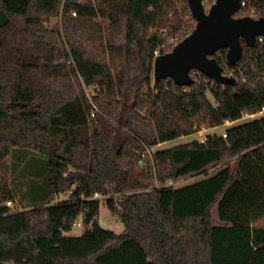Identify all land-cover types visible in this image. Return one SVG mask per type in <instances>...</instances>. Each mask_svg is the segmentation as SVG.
Here are the masks:
<instances>
[{
	"label": "trees",
	"instance_id": "obj_1",
	"mask_svg": "<svg viewBox=\"0 0 264 264\" xmlns=\"http://www.w3.org/2000/svg\"><path fill=\"white\" fill-rule=\"evenodd\" d=\"M174 1L190 15L185 0H0L9 18L0 28V171L16 148L46 158L41 204L12 211L3 204L12 191L0 184V264H264V227L252 226L264 215V116L225 139L154 152L153 173L138 165L147 148L194 124L215 127L264 105V83L251 73L218 84L213 102L201 88L182 94L169 79L153 81L158 30L182 24ZM254 5L264 16V0ZM57 16L60 30L43 26ZM241 43L264 64V43ZM212 57L223 71L233 67L226 49ZM83 86L99 92L89 99ZM216 165L193 183L165 186ZM95 195L109 196L120 234L99 225ZM78 217L83 233L64 235Z\"/></svg>",
	"mask_w": 264,
	"mask_h": 264
},
{
	"label": "water",
	"instance_id": "obj_2",
	"mask_svg": "<svg viewBox=\"0 0 264 264\" xmlns=\"http://www.w3.org/2000/svg\"><path fill=\"white\" fill-rule=\"evenodd\" d=\"M185 1L195 21L194 28L170 51L154 58L153 81L169 79L177 86H187L192 83L190 70L196 69L217 84L235 85L236 79L225 76L212 55L226 49L227 63L234 65L242 56L241 41L254 47L256 36L264 38V17H235L241 0H214L208 9L202 0ZM8 21V16L0 8V28Z\"/></svg>",
	"mask_w": 264,
	"mask_h": 264
},
{
	"label": "rangeland",
	"instance_id": "obj_3",
	"mask_svg": "<svg viewBox=\"0 0 264 264\" xmlns=\"http://www.w3.org/2000/svg\"><path fill=\"white\" fill-rule=\"evenodd\" d=\"M64 0H62L63 2ZM80 2L85 0H79ZM214 0H204V6L211 4ZM213 3V2H212ZM177 16L181 19L182 24L179 29L171 30L163 28L158 30V34L161 38V43L156 46L158 51L166 53L172 49L180 40H182L186 35L190 33L192 28L195 25V21L192 17L183 12L182 8L185 5L181 1L173 2ZM169 17L172 18V13L169 14ZM95 21L99 23L103 28L107 27L108 22L101 18H96ZM43 26L47 29L60 30V17H51L43 21ZM63 60V59H62ZM153 79V77H152ZM92 86H83L85 93L91 92ZM206 97L210 102H213L212 96L209 93H206ZM126 101L130 104L132 103V98L130 96L126 97ZM201 126L194 124L192 127V132L188 135L181 136L175 140L158 143L152 147L147 148L143 153L145 157L138 164L143 167L147 173H153L154 165L152 162V154L156 151L164 150L171 148L178 144H184L190 141H193L197 138L195 130ZM223 126H219L212 130H209V133L215 134L223 130ZM147 151V152H146ZM6 169L0 171V184L7 185L12 191L13 198L12 200L6 201L3 204L7 205L12 211H27L33 208L36 205L41 204L42 201L36 199L39 191L42 190V178L45 175L46 171V158L40 156L30 150L25 149H13L8 158H6ZM220 165L210 166L207 168L206 172L200 175H186L178 178L175 181H172V187L178 188L189 183H193L197 180H200L208 175L213 174ZM67 194L61 193L55 197L51 203L65 199ZM35 198V199H34ZM96 198L99 200L100 205L98 209V223L99 225L107 230H111L116 234H120L124 227L116 214L112 213L105 205V201L109 196L97 195ZM212 219L214 222H217L216 217V206L212 209L211 213ZM252 226L264 227V215L259 220L252 223ZM84 226L82 224V218L78 217L75 220L74 225L72 226L69 232L64 233L67 236H79L83 233Z\"/></svg>",
	"mask_w": 264,
	"mask_h": 264
},
{
	"label": "built area",
	"instance_id": "obj_4",
	"mask_svg": "<svg viewBox=\"0 0 264 264\" xmlns=\"http://www.w3.org/2000/svg\"><path fill=\"white\" fill-rule=\"evenodd\" d=\"M211 4L205 6V8L208 9ZM245 16L251 17L253 19L260 18V16H258L257 9L254 5V0H241L240 1V7H239L238 12L235 14V17H245ZM261 17H264V16H261ZM263 43H264L263 36L261 35L256 36V45L257 44L262 45ZM159 54H160V51H158V49H155L153 52L154 58ZM243 55H247L246 60L241 63L240 62L238 63V61H240ZM242 56L234 65H231L233 67L227 68L222 73L225 76L234 77V78L239 77L242 80H247L248 74L251 73L252 75L255 76V80L261 81L262 83H264V64L261 61V59L257 56V54H253L251 52L244 54L242 51ZM189 76L192 80V83L187 86H180V91L182 94H186L190 89H192V87L201 88L205 93L210 94L218 85L213 79H211L210 77H208L207 75L203 74L202 72L196 69L190 70ZM98 92H99V88L92 86L90 94L87 93L86 95L90 99L93 95H95ZM96 112H97V109L92 104L91 116L93 117ZM263 116H264V105H262L260 109L255 112L244 111L241 114V117L236 120L225 119L221 122L220 125L215 126V127L201 126L195 130V134H197V138L195 139V141L199 143H205L209 136H213L215 134L225 139L227 129L239 123L259 119ZM219 126L224 127L222 131H220L219 133H215V134L209 133V130H212ZM143 156H145V153H143ZM172 184H173L172 180H168L165 186H171ZM96 196L97 195H95V197Z\"/></svg>",
	"mask_w": 264,
	"mask_h": 264
},
{
	"label": "crops",
	"instance_id": "obj_5",
	"mask_svg": "<svg viewBox=\"0 0 264 264\" xmlns=\"http://www.w3.org/2000/svg\"><path fill=\"white\" fill-rule=\"evenodd\" d=\"M254 227H256V226H254Z\"/></svg>",
	"mask_w": 264,
	"mask_h": 264
}]
</instances>
